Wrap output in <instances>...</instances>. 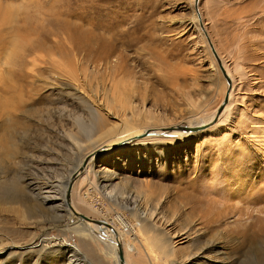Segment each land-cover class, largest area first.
I'll list each match as a JSON object with an SVG mask.
<instances>
[{"label": "rangeland", "instance_id": "1", "mask_svg": "<svg viewBox=\"0 0 264 264\" xmlns=\"http://www.w3.org/2000/svg\"><path fill=\"white\" fill-rule=\"evenodd\" d=\"M194 4L0 0V264H115L53 197L135 109L138 125L158 119L147 130L220 107L228 83L191 24ZM199 8L233 74L230 109L203 130L124 140L74 186L85 215L111 228L120 213L131 221L119 225L129 264H264V0ZM101 36L110 54L98 61ZM73 85L88 105L68 99ZM121 86L132 92L124 115L113 101Z\"/></svg>", "mask_w": 264, "mask_h": 264}, {"label": "bare ground", "instance_id": "2", "mask_svg": "<svg viewBox=\"0 0 264 264\" xmlns=\"http://www.w3.org/2000/svg\"><path fill=\"white\" fill-rule=\"evenodd\" d=\"M194 7H195V4H194ZM193 10H194L195 13L193 14V17H191V24L194 25L197 28H200L201 31L204 33V30L200 26V17L203 20L202 14H201V11H200V8H199V14L200 15L196 11V8L195 9L193 8ZM2 21H3V19H1V16H0V23ZM206 31L208 32L207 29H206ZM208 34H209V32H208ZM121 35L123 36V33H121ZM204 35H205V38H206V34L205 33H204ZM206 41H207V38H206ZM96 43L99 44L98 45V52L97 51H93V54H95V57L98 59V61H99V59H105L106 57L108 58L110 53L108 52L109 49H108V46L106 44V40H104V38H102V36H101V37L97 38ZM207 43H208V41H207ZM212 43L214 45V42L213 41H212ZM208 46H209V48H210V50H211V52H212V54L214 56V53H213V50H212L211 46L209 44H208ZM214 48L217 51L215 45H214ZM92 49H93V47H90L88 50L91 51ZM95 57H94V59H95ZM214 58L216 59L215 56H214ZM220 58L222 60V63H223L224 68L227 71L228 76L231 79V86L229 88L230 91H229V94H228V100H229L232 97V91H233V76H232L233 74H231L230 69L228 68V65L222 59L221 56H220ZM218 67H219V65H218ZM219 69H220V67H219ZM125 86H123V87L121 86L122 88H117L116 94H114V98H113V101L115 103H119V106L118 105L117 106L119 107V111H120V113L122 115H124V113H125L123 109L129 110L127 104H128V102L129 103L131 102V101H129V99L131 97L130 95L132 94L131 90L127 89ZM69 88H70L71 91L67 93L68 99H72V98L73 99H77L78 102H82V104L88 105L87 102L85 101L86 98H84V97L82 98V96L79 94V91L76 88V86H74V85L73 86H69ZM108 101H109V99H108ZM109 102H110L109 105L112 104V101H109ZM228 102L229 101H227L223 105V108L220 111V113H218V109L219 108H217L216 111L213 113V115L211 117H209L207 119H201L200 118L199 120H195V122L197 121L195 124H182V125H179V126H172V127H169V128H165L166 126L165 127H161V128H159V127L158 128L157 127L156 128L153 127L151 129L150 128H147V130H146V127H145V122L146 121H151V120L153 122L155 119L156 120H158V119L157 118H154L153 116H151L152 114L151 115H146L145 116L146 121H145V119H143L145 121L143 123V126L138 125V123H140L142 121L138 119L139 118L138 117L139 116L138 114L137 115H134L135 113H137V112H135L136 111V109H135V111H133V114L130 117H128L129 119H131V122L123 121L122 122L123 124H122L121 130L118 132V134H116L117 136L114 137V139L111 140L112 142H109L108 141L106 144H104L102 146H99L98 148H96V150H94L90 154L86 155L79 162V164L76 166L75 170L72 171L71 175L67 179V181H66L67 183H66V186H65V190L62 191V192L56 191V193H55V195H54L53 198L56 201H59L60 202V205L63 208H66L69 213L73 214V216L77 218L78 222L75 224V226H74L75 228H77L76 225H78L79 227H81L82 225H84L86 227V229L88 230V232L91 233V235L96 236L98 239H100L105 244L104 246L107 248V252L110 255L114 251L113 255H114V258H115V261H116L115 264H129V262L126 260V252L123 249V245L124 244H122V239H123V236H124L125 232L122 231L121 226H119V225L122 224V223H126V224L128 223V226H129L130 223H131V221H128L129 219L126 220L127 217L125 218V216L120 213V214H118L119 216H116L115 217V221H114L113 226L111 228L109 226L110 223H107L106 220H104V219H94V218H90L89 216H87L83 212H81L78 209V207L76 206V204L74 203V200L72 199V194H73V191H74V186H75L78 178H80V177L82 178L84 173L86 175V173L88 172V170H90V166L92 165V162H93V160H94V158L96 156H98V155H100V154H102L104 152H108V151H111V150H114V149H118L120 147V144L123 146L122 142H124V140L130 139L133 136L138 137V136L144 135L145 133H149V136L151 134H154V133L160 135V134L163 133V129H165L164 132H167V131L170 132V130H174V131H171L174 134H181V133H184V132H187V133L196 132V131H189V130H187L184 127V126H187V125L188 126H198V127H201L199 130H203V129L208 128L210 126V124H211V122H212V120H213L214 117L216 119H218V118L220 119L221 115L224 116L226 114L227 110L230 109ZM111 109H112V106L110 105L108 107V112L109 113H111ZM131 109H133V107L130 108V111H131ZM88 113L93 118V124H92L93 125V128L95 126H97V121L101 124V122L103 120L101 118H99V117L96 116L97 115V112H95V110H94L93 107H89ZM78 123H79V121H78ZM80 125L81 124L79 123L78 126H80ZM152 129H156V131H152ZM199 130H197V131H199ZM70 183H72V185H71V194H70V198L68 199L67 198V189H68V186H69ZM30 185L31 184L29 183L28 186L30 187ZM44 200H45V198H44Z\"/></svg>", "mask_w": 264, "mask_h": 264}, {"label": "water", "instance_id": "3", "mask_svg": "<svg viewBox=\"0 0 264 264\" xmlns=\"http://www.w3.org/2000/svg\"><path fill=\"white\" fill-rule=\"evenodd\" d=\"M199 5H200V0H195V8H196V11L198 12V14H199ZM199 15H200V14H199ZM200 26H201L202 29L204 30V33L206 34V38H207L208 44L211 46V48H212V50H213V53H214V56H215L216 59H217L218 65H219V67H220V70H221L223 76L226 78V80H227V82H228V90H227V94H226V96H225V98H224V101H223L222 105H221V106L219 107V109H218V113H220V111H221L222 108H223V105L228 101V94H229V91H230L229 88H230V86H231V79H230V77L228 76L227 71H226V69H225L224 66H223L222 60H221V58H220L218 52H217V51L215 50V48H214V45H213V43H212V40H211V38H210L208 32L206 31L205 25H204L203 20L201 19V17H200ZM215 119H216V118H215ZM184 127H185L187 130H189V131H197V130H199V129L201 128V127H198V126H188V125H187V126H184ZM71 185H72V183L69 184L68 189H67V198H68V199L70 198V194H71Z\"/></svg>", "mask_w": 264, "mask_h": 264}]
</instances>
